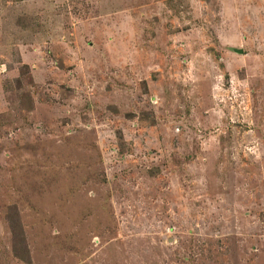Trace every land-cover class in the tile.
I'll list each match as a JSON object with an SVG mask.
<instances>
[{
  "label": "rangeland",
  "instance_id": "rangeland-1",
  "mask_svg": "<svg viewBox=\"0 0 264 264\" xmlns=\"http://www.w3.org/2000/svg\"><path fill=\"white\" fill-rule=\"evenodd\" d=\"M0 264H264V0H0Z\"/></svg>",
  "mask_w": 264,
  "mask_h": 264
}]
</instances>
